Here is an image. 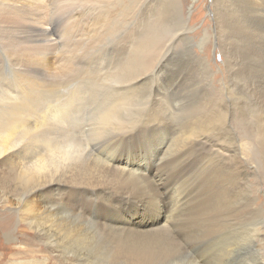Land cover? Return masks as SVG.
Returning <instances> with one entry per match:
<instances>
[{"label":"bare ground","instance_id":"bare-ground-1","mask_svg":"<svg viewBox=\"0 0 264 264\" xmlns=\"http://www.w3.org/2000/svg\"><path fill=\"white\" fill-rule=\"evenodd\" d=\"M94 1L58 20L55 0H0V205L65 264H264V0H213L195 66L168 63L181 7ZM52 21L63 75L44 51ZM217 45L221 80L206 63ZM41 75L69 79L34 87Z\"/></svg>","mask_w":264,"mask_h":264},{"label":"rangeland","instance_id":"rangeland-1","mask_svg":"<svg viewBox=\"0 0 264 264\" xmlns=\"http://www.w3.org/2000/svg\"><path fill=\"white\" fill-rule=\"evenodd\" d=\"M165 1H164V7H165L166 3H169L168 0H167V2H165ZM172 1L173 0H170V4H168V5L174 4L176 6H173V7H181V9H179V11L182 10V12H184V15H183V17H181V15H180L178 18H176L175 20H173L171 22L172 24L170 23L171 25H168V26L174 25V26H172L174 28V30L178 29L177 30L178 32L179 31L180 32L186 31V34L180 33L179 37H178V33L176 34L177 31L173 33L172 27L170 29L171 32L169 31V33H167L168 38L167 37L164 38L165 39L164 41L169 42V44H170L169 49L174 56L170 59V61L171 60L172 61L171 62L168 61V63L176 65V64L184 63V61H185L186 64H190V65L192 64L193 66H195L196 64H198L197 60H199L200 54H202L201 49H203L202 47L206 41L207 31L209 30V26L211 25V27L214 30L216 27V20H215L213 12L207 11V10H210L212 3H213V0H196L194 3H192L191 0H175L176 3H173ZM72 5H74V6H72ZM168 5L166 7L172 6V5L171 6H168ZM191 5H192V7H190ZM71 6L72 7H96V1H94V0H55L54 6H51V7H54V11H55L54 15L56 17L54 19L59 20L62 17L63 7H71ZM98 6H99V4H98ZM60 7L62 8V10ZM50 18H51V16H50ZM52 22H53V24L55 23L57 26L56 27L54 25L55 29L52 32V36L54 39L59 41L58 42L59 45L56 49L51 48V49H47L48 51L47 50H44V51H46L49 54V55H47L48 57H50L51 53L54 54L50 60V63H49L51 70L57 71L58 74L63 75V67H62L63 60H62V58H63V55L65 54V49H61L63 42H64V41L62 42V39H61L62 38L61 29H64V27L60 28L58 26V23H56L55 21H52ZM173 22H174V24H173ZM213 24H214V26H213ZM172 33L174 35H172ZM175 35H177V36H175ZM19 36H21L22 37L21 39L23 40L24 34L20 33ZM64 39H65V36H64ZM173 39H174V41H173ZM60 41L62 44L60 43ZM108 43H109V41H108ZM202 43H203V45H202ZM111 48H112L113 53H114V51L116 52L115 46H112ZM111 48L109 47L108 50L110 51ZM214 51H215V56L213 55ZM214 51L212 49V55L210 57H206V63L208 64V67H211V69H212L214 75L217 77V79L221 80L224 78L223 73L220 70L222 65H219V64H221V61H222L221 46L220 45L215 46ZM106 52H108V51H106ZM185 52H186V55L184 54ZM189 52L191 53V55ZM182 55H184V56H182ZM192 56H193V58H192ZM207 56H208V54H207ZM176 57H178V58H176ZM194 57H196L197 60L194 59ZM90 60L92 63L90 61H87V59H85V64L89 65L90 68H92L93 65L99 64L98 56H93V58ZM181 60H182V62H181ZM216 62H217V64H216ZM34 68H35V66H34ZM10 71L11 70H8V68H6L4 70V72L0 73V78L3 77V80H6L8 82L9 81L8 78L10 77V75H12V73ZM21 72H23V71H21ZM68 79L64 78V80H63V77L50 78V77H47V75H41V80L36 83V81H34V80H32V78H30L34 87L37 85H40V84H48L50 82H53V81L56 82L57 81L58 83H61L60 87H62V88H64L65 83H67L65 81ZM23 80H24L23 77L20 76V78L18 79V82H23ZM86 80L82 81L83 84L82 83L81 84H82V87H84L83 88L84 94H86V96L87 97L89 96V98H90L91 97L90 94L94 93V88H93V85H91L92 82L89 81L88 79H86ZM88 82H89V84H88ZM5 86H7L6 82H5ZM11 88H12V86H11ZM46 102H48V100L46 101V99H45V105H43L42 108L46 109V105H47ZM85 105H86V108H85L86 109V113H85L86 116L84 115L85 116L84 119L87 122L84 121V125L86 128L85 131H87V129L89 128V124H90V118H89L90 116H89V106L87 104H85ZM40 109H41V107H40ZM8 113H10V112H8ZM8 113H6L5 115L8 116L7 115ZM27 114H25L26 115L25 116L23 113H19L20 116L19 115H18L19 117L17 116L16 122H29V121H31L30 125H32L33 124L32 121L34 120V118L39 116V113L36 110H35V112H33L31 114H29V113H27ZM43 128L45 129V131H44V129L41 128L42 130L40 129V131L38 133L39 135H45L47 133L46 128L44 126H43ZM41 131L44 133H42ZM137 162L143 163V162H141V160H137ZM5 169H6V164L0 166V175L3 172L5 173V171H6ZM154 172H155V169L152 171V173H154ZM169 184H170V186L167 189V193L170 196L173 194V191L170 190V188H172V186L174 185V181L172 183H169ZM255 188H258V186L255 185ZM262 192H263V190L260 191V194H262ZM178 193H179L180 197L184 198L183 201L188 197V193H185L184 191H179ZM166 201H169V200H167V198H166ZM260 202L263 205L264 196H263V198L261 197ZM126 209L127 208L125 207V210H123V211L127 212ZM132 212L133 211L131 210V213ZM155 218H157V217H155ZM153 220H154V218L152 219V216H145V218H143V220H141V223L139 224V226H141V227L149 226L150 224H152L154 222ZM134 221L138 222V221H140V218H138V216H134V220H131V222L133 223ZM34 249H37L38 251L37 252L29 251V250H34ZM52 254H54V253H52V249L50 248V246H48L46 244L44 239H41L39 236L36 235L34 229L29 228L25 222L21 221V219L18 217V215L16 213H13L12 211L7 210V207H2L0 205V264H48L47 256L48 255L52 256ZM57 258L59 259V257H57L54 254V259L52 261L53 264H65V263H61V260H58ZM116 264H125V262L124 261H118Z\"/></svg>","mask_w":264,"mask_h":264}]
</instances>
